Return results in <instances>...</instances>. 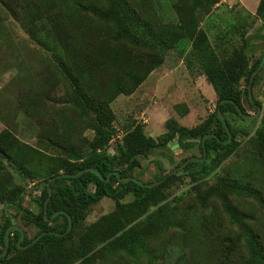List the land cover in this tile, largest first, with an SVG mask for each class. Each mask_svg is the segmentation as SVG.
Returning <instances> with one entry per match:
<instances>
[{
	"label": "trees",
	"instance_id": "1",
	"mask_svg": "<svg viewBox=\"0 0 264 264\" xmlns=\"http://www.w3.org/2000/svg\"><path fill=\"white\" fill-rule=\"evenodd\" d=\"M188 1L192 7L188 8L187 20L181 21L183 34L180 35L178 25L170 26L172 29L160 25L157 16L149 18L143 8L133 6L128 0H70L67 13L56 8L53 0H0L4 18L16 22L35 43L37 55L36 67H30L33 74L27 75L29 79L23 76L21 83L26 86L22 94L26 101H21L27 107L22 111L23 122L36 139V145L33 148L20 145L9 139L5 131L1 132L0 172L6 166L4 162L18 167L31 164L41 177L36 214L22 206L21 187L8 189L0 182L3 207L13 209L23 224L37 230L30 239L24 232L19 245L20 232L10 230L5 251V231L12 226L6 220L0 229V264H87L107 250L124 251L130 256L138 252L147 254V230L163 221L164 212L162 215L160 210L146 222L129 226L167 199L163 190L179 175L171 173L172 170L165 172L155 162L159 176L143 183L158 184L141 187L133 181H118L115 172L121 180L138 179L140 159L168 150L175 141L182 151L197 147L200 152L199 161L189 162L180 170V175L198 183L208 179L233 155L239 146L237 134L250 135L248 130L233 124L235 117L244 120L235 106L248 117L243 107L245 98L248 108L255 111L248 87L258 82L264 52L249 65L247 53L253 47L252 37L242 35V45L220 59L219 34L210 37L206 28L198 26V16L202 20L208 18L209 10L221 0ZM179 7L180 3H173L170 8L176 13ZM255 15L261 21L260 32L264 28V0L258 1ZM234 29L237 30L235 25ZM183 41L190 43L189 51L180 49ZM174 48L183 54L186 70L193 76L203 75L211 85L216 96L214 111L191 128L170 118L164 123V133L156 138L146 134L143 123L132 121L114 146V153H108L114 135L110 103L119 95L133 94L153 71L150 65L162 63L167 51ZM241 81L246 83L242 89ZM179 107V104L174 106L178 114L188 113L186 105H181L180 110ZM49 109H53L51 123L43 115ZM217 112L223 116L228 133ZM84 130L92 132L91 139L82 137ZM208 134L215 138H207L202 147V139ZM247 141L264 152V118ZM48 152L53 155L46 156ZM192 157L180 160L173 170ZM89 168L97 173L85 171ZM79 173L77 177L71 176ZM230 196L248 197L259 204L263 200L250 188L223 177L208 186L203 195L204 199L218 200L230 222L237 225L235 240H241L246 253L239 264H264V246L244 217L232 207ZM104 198L113 201L114 211L84 225L87 209ZM127 198L130 201L122 202ZM67 216L71 218L68 232ZM98 247L104 248L95 254Z\"/></svg>",
	"mask_w": 264,
	"mask_h": 264
},
{
	"label": "rangeland",
	"instance_id": "2",
	"mask_svg": "<svg viewBox=\"0 0 264 264\" xmlns=\"http://www.w3.org/2000/svg\"><path fill=\"white\" fill-rule=\"evenodd\" d=\"M128 1L137 8H143L149 18L157 16L160 25L169 28L178 25L176 28L180 29L178 30L180 35L183 34L181 21L187 20L189 17L188 8L192 7V2L188 0H180L179 2H173V0ZM258 1L239 0L231 9L219 3L209 10L208 18L202 20L203 18L198 16L200 22L198 26L206 28L210 37L219 34L217 43H221V49L217 52L220 59L225 58L234 47L238 48L242 45V35L244 38L252 37L250 44L253 47L247 53L249 65H252L264 52V39L258 37L264 36V28L259 32L261 21L255 15ZM173 3H180L176 13L170 8ZM52 4L56 8H62L64 13L70 10V0H53ZM208 21H215V23H208ZM234 25L237 30L234 29ZM180 45L182 46L180 49L189 51V42L183 41ZM35 49V43L30 40L18 24L10 18L6 20L0 11V133L5 131L9 134V139L32 148L36 145V139L23 122L22 111L27 107L22 103L26 101V99L23 101L22 97L24 96L22 94L26 86H21V83L23 76L29 79L30 77L27 75L33 74L30 67L33 65L34 68L36 67ZM175 49L167 51L168 54L166 53V57H163L162 63L152 64L150 67L153 70L158 69L157 72H162L168 66L175 68L179 66L183 70L185 67L183 54ZM260 71L258 82L254 87H251L250 92V99L255 101V111L248 108L245 98H243L246 114L255 115L258 108L257 117L251 121L244 118V120H239L236 117L233 120L236 127L248 130L250 135L244 137L237 134L238 148L208 179L192 183L189 178L180 175L181 171L176 172L179 175L178 178L169 183L163 190L167 199L157 206L151 207L143 217L129 226L133 227L146 222L149 216H153L160 210H162L161 214L164 212L165 215L162 214L164 215L163 221L156 223L147 230L148 236L145 241L147 240L146 247L149 252L147 254L138 252L135 256H130L124 251L107 250L87 264L241 263L246 253L241 240H235L238 236L237 225L230 222L218 200L214 198L204 199L203 197L205 189L214 184L220 177L236 181L239 185L246 186L260 195L263 204H259L248 197L230 196L229 199L232 207L244 217V222L258 235L264 246V152L258 151L247 141L264 118V65ZM188 74L195 77L190 73ZM152 78L153 76L147 79V85L151 83ZM245 85L246 83L241 81L240 89ZM143 96L145 98L141 100ZM188 100L190 106L196 111V124L210 116L216 104V100L208 103L200 92L192 88L188 90ZM156 102H158L156 95H143L140 89L130 98L119 95L110 103L109 107L114 117L112 123L114 135L107 150L108 153H114V146L120 141L129 123L132 121L142 123V120L148 119V112L146 111L151 106H155ZM179 105L178 109L180 110L182 109L181 105L185 104L181 102ZM43 115L45 120L51 123L53 109L47 110L46 114ZM82 134V137L92 138L90 130H84ZM45 154L46 156L53 155L52 152ZM200 155L197 147L182 151L177 148L174 141L169 144L168 150L155 152L153 156H148L147 159H140V173L136 175L135 172L134 175L138 176L142 182L154 181L159 176L154 166L155 162L160 163L163 170L168 172L173 170L174 166L183 158L191 156L198 158ZM4 164L6 166L0 172V182H3V187L8 189L15 188V186L21 187L23 189L22 206L31 213H38L41 177L37 175L36 169L34 170L33 166H30L31 164L26 165V167L22 165L18 167L17 164L8 162H4ZM20 168H24V170ZM22 172H26V175L29 176L30 174L32 177L28 178V176L21 174ZM5 180L7 181L6 184ZM1 190L3 191L2 188ZM128 201L130 199L127 198L122 202ZM112 211H114L113 201L104 198L87 209L83 224L89 225ZM6 220H9L13 226H19L23 233L25 232L27 239L32 238L37 232L35 228L23 224L20 216L13 209L5 208L0 203V229ZM103 248L98 247L95 254Z\"/></svg>",
	"mask_w": 264,
	"mask_h": 264
},
{
	"label": "crops",
	"instance_id": "3",
	"mask_svg": "<svg viewBox=\"0 0 264 264\" xmlns=\"http://www.w3.org/2000/svg\"><path fill=\"white\" fill-rule=\"evenodd\" d=\"M185 69V67L182 70L179 66L176 68L174 66H168L163 69L162 72H157L158 69L153 70L136 89V91L141 89L143 95L150 96L152 94L156 95L158 98V102L155 103V106H151L150 109L146 111L148 112V119L146 121L142 120L148 136L156 138L163 134L164 123L170 118L175 119L179 125L187 128L196 125V111L190 106L188 100L189 89L192 88L200 92L204 100L208 103H212L216 100L215 93L205 77L203 75L191 77L188 74L189 72ZM151 76H153L152 81L147 85L146 81ZM136 91L127 97H132ZM144 98V96L141 97V100ZM181 102L184 103L188 109V113L185 115H180L174 110V106L181 104Z\"/></svg>",
	"mask_w": 264,
	"mask_h": 264
},
{
	"label": "water",
	"instance_id": "4",
	"mask_svg": "<svg viewBox=\"0 0 264 264\" xmlns=\"http://www.w3.org/2000/svg\"><path fill=\"white\" fill-rule=\"evenodd\" d=\"M263 65H264V57H263V60H262V62H261V65L259 66L258 70L261 69ZM254 74H255V72L252 74V76H253ZM252 76H251V78H252ZM250 80H251V79H250ZM250 92H251V88H250V86H249V87H248V96H249V98H250ZM222 102H223V101H222ZM222 102H221V103H222ZM229 102H230V101H229ZM235 109H236V111L238 112V114L240 115V117L244 118V119L247 120V121H251V120H253L254 118H256L257 115H258V112H259V110H258V108H257V111H256L255 115L245 117V116H243V114H242V112L240 111V109H239L238 106H235ZM217 116H218V119L221 121L223 128H224L225 131L228 133V129H227V126H226V122H225L223 116H222L221 113H219V112H217ZM207 138H215V136L212 135V134L205 135V136L203 137V139H202V147H204V142H205V140H206ZM230 138H231V136L229 135V140H230ZM199 160H200V159H198V158H196V157L189 158L186 162H184L183 164H181L178 168L172 170L171 173L174 174V173L180 171V170L183 169V168H184L189 162H196V161H199ZM85 171H93V172L97 173L96 170H94V169H90V168H89V169H86ZM81 173H82V172H81ZM81 173L76 174V175H71V176H72V177H77V176H79ZM115 175L117 176L118 181H121V182H123V183H127V182H129V181H133V182H136V183H137L138 185H140L141 187H152V186H155L156 184H158V183H153L152 185H146V184H144L142 181H140V180H138V179H136V178H134V177H132V178H128V179H124V180H121L120 177H119V175L117 174V172H115ZM62 176H66V177H67V176H70V175H65V174H63ZM109 176H110V175L107 176L106 181L108 180ZM99 177L101 178V176H99ZM50 194H51V193H50V189L48 188V197H50ZM52 217H53V215L51 216V218H52ZM51 218H50V219H51ZM67 220H68V228H67V231H66V232H68V231L70 230V228H71V218H70L69 216H67ZM10 230H17V231L20 232V239H19V241H18V245L20 244V242L22 241V239H23V237H24L23 231H22V229H21L19 226H13V225H12V226H9V227L6 229V231H5V251H6L7 246H8V234H9ZM38 238H39V237H37V238H36L31 244H33ZM1 255H2V254H0V257H1Z\"/></svg>",
	"mask_w": 264,
	"mask_h": 264
},
{
	"label": "built area",
	"instance_id": "5",
	"mask_svg": "<svg viewBox=\"0 0 264 264\" xmlns=\"http://www.w3.org/2000/svg\"><path fill=\"white\" fill-rule=\"evenodd\" d=\"M239 0H221L220 4L226 5L228 9H231Z\"/></svg>",
	"mask_w": 264,
	"mask_h": 264
}]
</instances>
